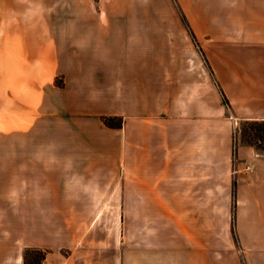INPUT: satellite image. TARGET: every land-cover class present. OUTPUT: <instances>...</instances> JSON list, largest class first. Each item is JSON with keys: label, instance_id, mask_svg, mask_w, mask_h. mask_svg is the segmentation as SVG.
I'll return each instance as SVG.
<instances>
[{"label": "crops", "instance_id": "0c3cea01", "mask_svg": "<svg viewBox=\"0 0 264 264\" xmlns=\"http://www.w3.org/2000/svg\"><path fill=\"white\" fill-rule=\"evenodd\" d=\"M204 2V33H194L231 113L184 23L161 9L73 4L55 7L66 18L53 23L45 5L33 31L0 38V138L11 141L0 150V207H12L13 223L0 225V264H21L24 246L51 249L46 264H116L115 226L101 257L96 229L72 223L119 218L101 207H124V222L128 207H148L142 222L172 207L170 220L189 222L180 207H210L213 182L230 185L235 124L264 119V0ZM105 115L123 116L122 127ZM250 178L264 210V157ZM20 207L36 236L22 246ZM46 223H60L55 241ZM141 250L139 264H194L179 249L166 263L159 246ZM130 252L124 245L123 264Z\"/></svg>", "mask_w": 264, "mask_h": 264}, {"label": "rangeland", "instance_id": "374dc122", "mask_svg": "<svg viewBox=\"0 0 264 264\" xmlns=\"http://www.w3.org/2000/svg\"><path fill=\"white\" fill-rule=\"evenodd\" d=\"M73 4L96 7L97 10L100 7L109 9L114 7L115 11H126L127 9L139 11L138 9L142 8H147L148 11L161 9L166 12L163 15L164 21L183 22L190 35L191 32L194 35L196 32L200 35L204 33L202 29L204 14L201 12L204 5L207 4L204 0H0V38L6 37L8 34L12 35L13 31L19 32L20 35L33 31V26H29V22L38 21V18L41 17L38 8L41 6L50 5L53 8L52 21L54 23L66 18V14L55 13V7H67ZM191 23H194L197 29H192ZM202 50L204 53L203 47ZM203 57L206 58L205 53ZM212 79L219 91L217 83L221 88L222 86L218 79L215 75H212ZM60 82L61 80L57 78L56 83L61 84ZM230 107L231 105L227 107L229 113H231ZM121 117L123 118V116ZM243 120H239L233 129L230 185H225L223 181L213 182L212 205L210 207H180V217H188L189 222L178 223L170 220L172 207H164V219L159 222L139 220V214L147 213L148 207H128L126 222L123 221L124 207H101V210L104 209L106 213H116L119 218L115 222L99 221L91 224L77 222L72 224L78 230L92 227L96 229L98 234L93 240H99L101 257H107V249L113 245V238L108 235L107 231L112 230L115 226L116 264H123L124 245L131 250L128 257L131 256L132 264H139V258L145 252L141 248L147 245L160 247V252L163 253L159 257L160 261L163 260L164 263L171 262L176 255L173 250L175 252L176 249H179L180 262L189 260L194 264H264V210L255 203V190L252 189L255 184L251 183L250 178L255 159L264 157V140H257L255 147L246 143L240 130ZM20 146L22 148V143ZM8 149H11L10 139L0 138V150ZM11 210L12 207H0L1 213L5 215V220L0 225L5 230L13 224L10 216ZM26 213L27 207H20V246L36 238L32 228H29V223L22 220ZM55 224L60 225V223H46L48 228L52 227L55 230L52 239L54 241L56 240L55 233L59 231L57 227H53ZM147 229L161 230L163 237L147 238L145 234L143 237L142 232ZM177 231L180 233L179 238L174 237ZM79 242H81L80 239ZM27 247L36 246H24L21 264H24V251ZM37 248L46 250V256L51 251L48 248ZM62 250L66 252L71 248L65 246ZM45 258L41 264H46Z\"/></svg>", "mask_w": 264, "mask_h": 264}, {"label": "trees", "instance_id": "16d2710c", "mask_svg": "<svg viewBox=\"0 0 264 264\" xmlns=\"http://www.w3.org/2000/svg\"><path fill=\"white\" fill-rule=\"evenodd\" d=\"M191 37L196 44L199 52L204 56L202 47L199 45L195 35L191 32ZM205 62L209 68L211 74L214 76L213 71L208 64L205 57ZM217 83V82H216ZM223 101L227 107H229V100L217 83ZM103 122L109 127H121L123 124V118L116 115L102 116ZM242 137L246 143L252 146H256L257 140H264V119H244L240 128ZM46 257V250L37 247H27L24 251L23 263L24 264H41L42 260Z\"/></svg>", "mask_w": 264, "mask_h": 264}]
</instances>
